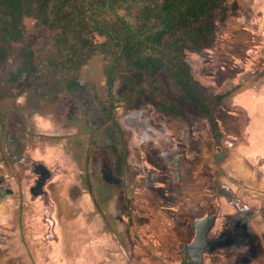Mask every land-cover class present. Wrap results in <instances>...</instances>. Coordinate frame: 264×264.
<instances>
[{
	"label": "rangeland",
	"instance_id": "374dc122",
	"mask_svg": "<svg viewBox=\"0 0 264 264\" xmlns=\"http://www.w3.org/2000/svg\"><path fill=\"white\" fill-rule=\"evenodd\" d=\"M222 1L223 6L216 20L219 35L226 32L225 26L230 23L239 33L245 30L256 32L260 40L262 35L257 29L260 28L264 32V8H256L258 0H237L241 6L238 20L232 18L235 14L232 12L234 0ZM25 23L29 42L43 45L44 38L39 36V20L30 18L26 19ZM230 31L228 30L229 33ZM103 40L104 38L96 36V41ZM237 42L247 43L242 37L237 39ZM223 49L226 50L222 47L217 51H187L185 55L194 79L203 85L208 94H226L233 83L240 84L238 89L224 100L218 111L224 133L222 147L218 151L213 146L208 123L197 113L198 111L195 112L194 117L195 128L191 130L179 119L164 116L137 95L127 100L129 89L121 77L118 79L114 98L124 101L115 103L113 113L123 131L122 139L128 150L130 170L124 179L114 172L113 158L109 156L107 149L109 144L118 143L119 137L108 120L110 105L104 73L105 62L102 56L92 58L89 64L79 72V80L85 85V91L54 93L49 82L59 74L46 68L42 74L30 79L31 85L27 86L29 89L21 96L16 99H1L0 135L3 122L6 124V135L14 132V126L20 123L22 126L20 129L24 131L25 156L28 157L26 158L28 162L24 166L11 164L8 169L7 167L2 169L0 166V174H5L7 171V175H12V172L15 174L19 171L24 179L23 185L29 186L35 177L31 169L32 164L35 165L37 162L44 164L52 171L54 193L51 197L58 200V205L49 200L50 195L47 192L44 196L25 198L22 224L28 249H24L20 238L19 202L15 199L11 201L9 210L4 209V213H0V230H2L0 231V264H99L104 256H107L105 252L112 258L108 264H114V262L126 264L132 242L136 245L140 242V239L133 236L134 231L131 226L133 222L141 225L137 216L140 210L138 209L135 214L133 222L128 216L122 218L119 214V198L123 197L127 191L126 195L141 207L142 196L139 195L138 189L145 183L143 178L151 170L146 160L150 158L147 152L148 137L154 140H157V136L159 137L155 122L161 124L169 138L173 137L178 141L185 135V142L189 141L190 134L200 130L204 124V130H200L204 135L201 151L203 158H220L219 168L223 174H219V177L226 186L247 187L245 183L241 184L239 179L229 177L228 174L233 169L231 167L230 170L228 167V170L226 169L225 158L227 160L229 158H264V107L261 108L262 119L259 115V119L256 117V127L261 121L259 124L261 130L257 128L252 140L253 127L250 126L244 111L232 106L234 102L232 97L243 95L242 93L250 89L259 93L263 91L264 65H261V61L264 60V47L256 50L257 52L253 53L250 60H236L233 65L227 64L222 58H216V62L212 61L216 55L220 57L224 54ZM21 57L22 50L16 51L7 65L0 69V80L5 85L1 89L4 94H16L18 86L25 85L23 81L17 85L10 80L21 63ZM165 92L173 98L182 95L180 88L170 81L166 82ZM88 102L91 103L88 104ZM228 112H233L237 116L238 127L240 126L238 131L225 129ZM234 139H237L236 144L232 143ZM244 148L246 149L243 151ZM248 148L250 149L247 150ZM86 158H88L87 165ZM86 169L93 186L91 192L97 198L96 203H101L98 196L100 190L107 192L108 188L111 189V198L108 200L106 198L105 204L101 206L108 219H111L106 227L108 234L105 235L99 232V220L91 211L90 197L83 191L86 188L84 172ZM17 179L19 181L21 177L18 176ZM258 185L256 181H251L249 184L255 190L259 189ZM16 194L18 195V191ZM235 196L240 198L239 192H236ZM255 196L253 192H244L241 197L249 204L257 206L258 197ZM222 202L225 203L224 208H227V200L222 199ZM72 208L75 214L70 213ZM136 209L133 208V211ZM234 235L233 233L232 236ZM89 241L90 246L87 247ZM261 241L264 244V232L258 234L257 240L249 239L245 243V248L243 246L244 249H239L244 252L242 257H259ZM167 242L165 240V243ZM21 252H24L23 256ZM86 252L90 253V257ZM134 261L136 260H132Z\"/></svg>",
	"mask_w": 264,
	"mask_h": 264
},
{
	"label": "trees",
	"instance_id": "16d2710c",
	"mask_svg": "<svg viewBox=\"0 0 264 264\" xmlns=\"http://www.w3.org/2000/svg\"><path fill=\"white\" fill-rule=\"evenodd\" d=\"M220 8L221 0H109V6L107 0H2L0 69L22 50L21 63L10 80L25 85L20 84L16 94H4L0 80V100L21 96L29 89L30 79L46 68L59 74L49 82L54 93L85 91L79 72L92 58L102 56L108 120L119 137L107 149L117 172L128 158L123 131L113 113L115 103L124 101L114 98L120 77L129 88L127 100L137 95L160 113L189 126L198 111L209 122L216 145L222 146L224 135L215 112L238 88L209 95L185 60L187 51L213 46ZM30 18L39 20L43 45L28 40L25 20ZM96 36L104 40L98 42ZM167 81L180 88V97L168 96Z\"/></svg>",
	"mask_w": 264,
	"mask_h": 264
},
{
	"label": "flooded vegetation",
	"instance_id": "af4514ba",
	"mask_svg": "<svg viewBox=\"0 0 264 264\" xmlns=\"http://www.w3.org/2000/svg\"><path fill=\"white\" fill-rule=\"evenodd\" d=\"M258 2L256 8H264V0H258ZM222 6L223 1L221 0V8ZM232 6V12L236 14H233L232 18L238 20L241 6L237 0H234ZM233 26V24L229 23L228 26H225L224 30L226 32L219 35L216 23L213 46L204 50L217 51V49L222 47L226 50L223 49L224 54L220 57L217 55L213 57V62H216V58H222L227 64L233 65L236 60H250L253 53L257 52L256 50L264 47V37L261 36L259 40L256 32L250 30L239 33L238 30L232 28ZM228 30H231L230 33ZM257 30L262 32L260 28ZM240 37L245 38L247 43L237 42ZM261 65H264V60L261 61ZM239 85L238 83H233L230 91L236 87L238 88ZM219 108L216 110L215 115L221 128L218 117ZM259 112V117L262 119L263 110H261V107H259ZM227 114L226 117L228 119L227 123H225V129L238 131L240 126L238 127L237 116L233 112H228ZM246 117L249 119L247 114ZM194 120L190 126L180 121L191 128V130H194L196 125ZM207 123L212 143H214L213 146L218 151L222 146L216 145L209 122L207 121ZM155 124L158 127L157 134L159 137L157 136V140L148 137L147 152L150 158H146V160L151 170L143 178L145 183L141 184L139 186L140 189H138L139 195L142 196L141 207L126 195L127 191H125L123 197L119 198V214L122 218L128 216L133 222L135 214L138 209L140 210L137 216L141 225L134 222L131 225L134 231L133 236L140 239V242L137 245L132 242L130 256L127 258L126 264H249L250 262L260 264L258 258L242 257L244 252L239 249L243 248V246L245 248V243L249 239L257 240L258 234L264 232V192L259 189L255 190L249 185L248 187L240 185L238 187L240 198L235 196L236 191L220 181L219 174H223L219 168L220 158H209L211 163L217 166L216 171L212 169L214 172L210 179L203 181L204 175L202 173L198 178L195 164L198 159L203 158L201 151L203 150L204 135L200 130H204V124L200 130L190 134L187 142H185V135L180 137L178 141L173 137L169 138L161 124L156 122ZM258 124H261V121ZM5 125L4 122L1 124L0 164L2 165L0 166L2 169L6 167L8 169L11 164H22L24 166L28 162L26 160L28 157L25 156V136L24 131L20 129L22 126L19 123L14 126V132L6 135ZM257 128L261 130L259 125ZM239 134L237 135L239 136ZM236 140L234 139L232 143L236 144ZM86 159L87 165L88 158ZM225 160L227 162V158ZM113 163L116 175L123 179L126 178L128 170H130L129 158L126 160V166H124V169H120V172L116 171L117 164L115 160H113ZM32 165L33 167L30 168L33 170L35 177L29 186L23 185L24 179L20 176L21 173L19 171H14L15 174L12 172V175H7V171L5 174H0V213H4V209L9 210L12 200L15 199L19 202L20 238L24 249H28L24 239L22 224L25 212V198L27 196H44L47 192L50 195L49 200L58 205V200L51 197L52 193H54L52 171L40 162ZM221 167L223 168L224 166ZM84 172L86 188L83 191L90 197L91 211L94 213V217L99 220L100 227L98 230L103 232V235L108 234L106 227L111 219H108L106 212L101 206L105 204L106 198L107 200L111 198V189L108 188L107 192L100 190L98 196L102 204L96 203L97 198L91 192L93 186L90 183L89 172L87 169ZM203 172L206 173V168ZM18 176L21 177L19 181L17 179ZM209 183L214 186H208ZM250 188L252 189L250 190ZM210 190L212 193L214 191V194L209 198L211 202H208L207 197H209L208 192ZM16 191H18V195ZM244 192H253V195H256V198L258 197V205H250L244 201L241 197ZM254 192L257 193L255 194ZM222 199L227 200V208H224L225 203L221 202ZM216 200L219 201L217 202ZM133 208H137L136 211H133ZM71 212L75 214L73 208ZM60 215L62 218L63 213ZM128 225L125 226L128 227ZM0 231L2 232V230ZM233 233L235 234L234 236H232ZM165 240L166 242L168 240V242L165 243ZM262 242L259 257H261V263L264 264V250H262L264 244ZM88 246H90V241L87 244ZM119 246L121 247L122 244L120 243ZM105 253L107 256H104L103 261L99 264H108L111 261V255L107 252ZM86 254L90 257L89 252H86ZM21 255L23 256L24 252H21ZM132 260L136 261L132 262ZM114 264L116 263L114 262Z\"/></svg>",
	"mask_w": 264,
	"mask_h": 264
},
{
	"label": "crops",
	"instance_id": "0c3cea01",
	"mask_svg": "<svg viewBox=\"0 0 264 264\" xmlns=\"http://www.w3.org/2000/svg\"><path fill=\"white\" fill-rule=\"evenodd\" d=\"M260 35H262V37H264V32H260ZM263 91H264V87H263ZM257 92L253 89H250V91L246 92V93H242L243 95H237L234 97L233 99V107H238L239 109H241L242 111H244L247 116L249 117V122H250V126L253 127V138L252 140H254V137L256 135L255 131L257 130L256 127V117L259 119L258 115L260 116V112H259V107L262 108V106L264 107V92ZM249 95V96H248ZM241 103H240V102ZM258 112V113H256ZM250 148H248L247 150H249ZM231 159V160H229ZM227 160V162L225 163V167L227 169L230 170L231 172H229V177H231L232 179L236 178L239 179L240 182L242 184H246L247 187L250 184L251 181H256L259 183V190L261 192L264 191V158H229ZM196 167V174L199 176H201V173L204 175V179L208 180L210 179V176L212 175V173L214 172L213 170L216 171L217 166L211 163V160H209V158H200L196 161L195 164ZM206 168V173L203 172L204 169ZM213 169V170H212ZM227 169V170H228ZM216 180V179H214ZM201 183V182H199ZM203 183V182H202ZM222 183L223 180H222ZM214 186L212 183H209L208 186ZM230 189L236 191L237 193L239 192L238 187L236 186H228ZM207 193V192H206ZM209 197L208 198V202H211V200L209 199L210 196H212L214 194V191L212 193V191L210 190L208 192ZM256 197V196H255ZM217 202L219 200H216ZM222 202V201H221ZM248 203V202H247ZM253 205V204H250ZM258 258V262L260 264L261 263V257H256ZM249 264H253L252 262H250Z\"/></svg>",
	"mask_w": 264,
	"mask_h": 264
},
{
	"label": "water",
	"instance_id": "95a60500",
	"mask_svg": "<svg viewBox=\"0 0 264 264\" xmlns=\"http://www.w3.org/2000/svg\"><path fill=\"white\" fill-rule=\"evenodd\" d=\"M2 0H0V2H1ZM107 6H109V0H107Z\"/></svg>",
	"mask_w": 264,
	"mask_h": 264
}]
</instances>
